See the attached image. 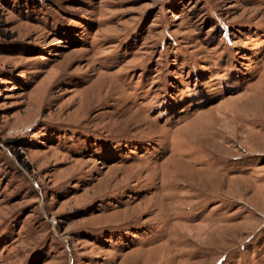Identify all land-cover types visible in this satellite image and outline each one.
Instances as JSON below:
<instances>
[{"label": "rangeland", "instance_id": "rangeland-1", "mask_svg": "<svg viewBox=\"0 0 264 264\" xmlns=\"http://www.w3.org/2000/svg\"><path fill=\"white\" fill-rule=\"evenodd\" d=\"M0 264H264V0H0Z\"/></svg>", "mask_w": 264, "mask_h": 264}]
</instances>
